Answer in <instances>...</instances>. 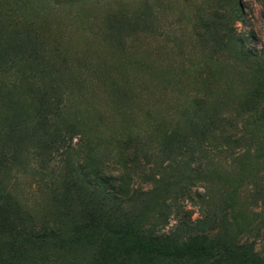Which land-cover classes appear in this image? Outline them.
<instances>
[{"label": "rangeland", "instance_id": "1", "mask_svg": "<svg viewBox=\"0 0 264 264\" xmlns=\"http://www.w3.org/2000/svg\"><path fill=\"white\" fill-rule=\"evenodd\" d=\"M0 264H264V0H0Z\"/></svg>", "mask_w": 264, "mask_h": 264}, {"label": "trees", "instance_id": "2", "mask_svg": "<svg viewBox=\"0 0 264 264\" xmlns=\"http://www.w3.org/2000/svg\"><path fill=\"white\" fill-rule=\"evenodd\" d=\"M117 234L113 237L114 243H118L123 245V248H127L128 246H136L140 249V252L147 253H154V254H166L169 256L174 255L175 253H181V251L186 252L188 256L199 257L201 255H213L217 256L218 258L223 259L225 256H230L231 253H225V251L219 247H212L210 244L205 245L202 236H197V238H191L185 245L184 248H178L174 246H170L167 243L162 241V238L155 239V238H148L135 233L134 230H129L126 233H122L120 231H116ZM104 240V248L111 252L110 248H113L111 245L108 244V241L104 239V236L101 238ZM209 246V247H207ZM139 251V250H138ZM253 253H250L249 249L246 247L242 248L240 257L245 259L246 261L253 262V258L251 257Z\"/></svg>", "mask_w": 264, "mask_h": 264}]
</instances>
